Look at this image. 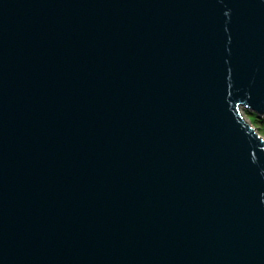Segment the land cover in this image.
Returning a JSON list of instances; mask_svg holds the SVG:
<instances>
[{
  "label": "water",
  "instance_id": "1",
  "mask_svg": "<svg viewBox=\"0 0 264 264\" xmlns=\"http://www.w3.org/2000/svg\"><path fill=\"white\" fill-rule=\"evenodd\" d=\"M245 111L264 0H0V264H264Z\"/></svg>",
  "mask_w": 264,
  "mask_h": 264
},
{
  "label": "trees",
  "instance_id": "2",
  "mask_svg": "<svg viewBox=\"0 0 264 264\" xmlns=\"http://www.w3.org/2000/svg\"><path fill=\"white\" fill-rule=\"evenodd\" d=\"M246 112V115L248 117V119L252 122V124L256 127V128H264L262 126H264V115H258L254 112Z\"/></svg>",
  "mask_w": 264,
  "mask_h": 264
},
{
  "label": "rangeland",
  "instance_id": "3",
  "mask_svg": "<svg viewBox=\"0 0 264 264\" xmlns=\"http://www.w3.org/2000/svg\"><path fill=\"white\" fill-rule=\"evenodd\" d=\"M244 114H245V116L247 117V115H246V113L244 112ZM248 118V117H247ZM253 125V124H252ZM254 126V125H253ZM262 127H264V126H262ZM256 130L261 134V136L262 137H264V128L262 129V128H256Z\"/></svg>",
  "mask_w": 264,
  "mask_h": 264
},
{
  "label": "bare ground",
  "instance_id": "4",
  "mask_svg": "<svg viewBox=\"0 0 264 264\" xmlns=\"http://www.w3.org/2000/svg\"><path fill=\"white\" fill-rule=\"evenodd\" d=\"M250 121V120H249ZM251 122V121H250ZM252 123V122H251Z\"/></svg>",
  "mask_w": 264,
  "mask_h": 264
}]
</instances>
